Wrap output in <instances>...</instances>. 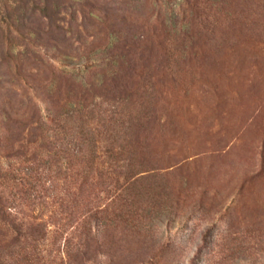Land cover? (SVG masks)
Wrapping results in <instances>:
<instances>
[{
    "label": "rangeland",
    "instance_id": "rangeland-1",
    "mask_svg": "<svg viewBox=\"0 0 264 264\" xmlns=\"http://www.w3.org/2000/svg\"><path fill=\"white\" fill-rule=\"evenodd\" d=\"M128 158L140 231L97 264H264V0H0L8 218L66 222L79 163Z\"/></svg>",
    "mask_w": 264,
    "mask_h": 264
},
{
    "label": "trees",
    "instance_id": "trees-1",
    "mask_svg": "<svg viewBox=\"0 0 264 264\" xmlns=\"http://www.w3.org/2000/svg\"><path fill=\"white\" fill-rule=\"evenodd\" d=\"M87 151L95 156L97 148L92 144ZM79 167L72 179L75 192L61 196L70 208L68 221L52 225L14 223L13 218H8L7 210L0 207V224L10 227L12 232L5 252L0 250V264H97L103 247L97 240L98 234L108 237L111 246L116 241L112 240L113 232L110 231L122 227L125 232L140 231L135 221L137 207L132 208L133 199L126 196V190L143 170L129 158L121 164L85 160ZM105 167H118L119 172L111 169L109 175L100 173ZM65 179L70 181L69 176ZM98 185L102 188L95 191Z\"/></svg>",
    "mask_w": 264,
    "mask_h": 264
}]
</instances>
